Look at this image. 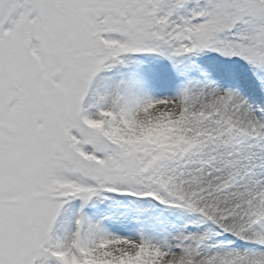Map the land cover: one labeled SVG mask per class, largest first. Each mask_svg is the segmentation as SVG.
<instances>
[{
	"label": "snow or ice",
	"instance_id": "1",
	"mask_svg": "<svg viewBox=\"0 0 264 264\" xmlns=\"http://www.w3.org/2000/svg\"><path fill=\"white\" fill-rule=\"evenodd\" d=\"M0 264H264V0H0Z\"/></svg>",
	"mask_w": 264,
	"mask_h": 264
}]
</instances>
